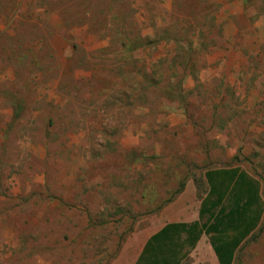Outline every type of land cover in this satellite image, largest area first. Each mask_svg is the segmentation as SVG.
I'll use <instances>...</instances> for the list:
<instances>
[{
  "label": "rangeland",
  "instance_id": "obj_1",
  "mask_svg": "<svg viewBox=\"0 0 264 264\" xmlns=\"http://www.w3.org/2000/svg\"><path fill=\"white\" fill-rule=\"evenodd\" d=\"M221 167L264 201V0H0V264H133Z\"/></svg>",
  "mask_w": 264,
  "mask_h": 264
},
{
  "label": "trees",
  "instance_id": "obj_2",
  "mask_svg": "<svg viewBox=\"0 0 264 264\" xmlns=\"http://www.w3.org/2000/svg\"><path fill=\"white\" fill-rule=\"evenodd\" d=\"M204 177L208 190L197 219L165 223L146 239L134 264H182L202 235L219 264H232L235 250L260 222V183L237 167L208 168Z\"/></svg>",
  "mask_w": 264,
  "mask_h": 264
},
{
  "label": "crops",
  "instance_id": "obj_3",
  "mask_svg": "<svg viewBox=\"0 0 264 264\" xmlns=\"http://www.w3.org/2000/svg\"><path fill=\"white\" fill-rule=\"evenodd\" d=\"M260 191V190H259ZM261 192V191H260ZM197 217H198V215H197ZM195 219H197V218H195ZM195 219H192V220H178V221H185V222H189V221H193V220H195ZM168 222H174V221H168ZM167 222V223H168ZM203 236V235H202ZM202 236L200 237V239L197 241V243L198 242H200V240H201V238H202ZM145 243V242H144ZM197 243H196V245H197ZM143 246V245H142ZM211 246V245H210ZM142 248V247H141ZM141 250V249H140ZM140 252V251H139ZM139 254V253H138ZM138 256V255H137ZM137 258V257H136ZM136 258H135V260H136ZM135 260H134V262H135ZM134 262H133V264H134Z\"/></svg>",
  "mask_w": 264,
  "mask_h": 264
}]
</instances>
